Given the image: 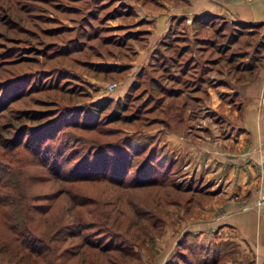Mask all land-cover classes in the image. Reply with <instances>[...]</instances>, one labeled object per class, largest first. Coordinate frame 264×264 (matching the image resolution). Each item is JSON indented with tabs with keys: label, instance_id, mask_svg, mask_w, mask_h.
I'll list each match as a JSON object with an SVG mask.
<instances>
[{
	"label": "rangeland",
	"instance_id": "rangeland-1",
	"mask_svg": "<svg viewBox=\"0 0 264 264\" xmlns=\"http://www.w3.org/2000/svg\"><path fill=\"white\" fill-rule=\"evenodd\" d=\"M194 8L187 0H0V160L9 170L0 171V264H264V224L248 216L252 242L239 235L245 226L208 221L213 199L228 197L226 178H209L205 166L209 144L236 136L244 105L264 120V22L203 12L193 23ZM161 12L177 15L175 25L143 58ZM100 100L96 115L89 103ZM40 124L52 145L42 153L68 167L121 150L126 184L57 180L24 143ZM147 160L151 175L139 170Z\"/></svg>",
	"mask_w": 264,
	"mask_h": 264
},
{
	"label": "crops",
	"instance_id": "crops-1",
	"mask_svg": "<svg viewBox=\"0 0 264 264\" xmlns=\"http://www.w3.org/2000/svg\"><path fill=\"white\" fill-rule=\"evenodd\" d=\"M187 1L189 6L195 7L190 13V16L193 17V19L190 18L193 20V23L194 21L196 22L197 16L203 12L209 13L212 16L215 15L214 17L226 16L232 19V23L235 25L248 23V25H253L251 27H258L261 22H264V0ZM175 16L177 15H174V13L170 14V12L157 14L154 26L151 28L149 34L148 47L145 52L141 51L143 58L155 55L156 45L160 44L170 25H175ZM179 26H181V23L177 24V27ZM143 65L139 64V67ZM258 73H260L258 75L259 79L263 81L264 62L262 69ZM212 105L214 109H219L218 106L220 105L218 102H214ZM242 111V119L236 123L235 138L230 137L224 141L223 139H219L209 144V147L206 149L208 152L207 164H205L206 176L213 179H215L216 175L225 177L224 184L226 183V185L223 193L225 195L227 193L226 196L228 197L216 196L207 214L212 216L208 219L211 224L218 223L216 221L220 220L234 226L235 229L245 226L244 230L247 231L243 230L240 232V237L243 240L254 242V236L252 235L253 227L254 225L256 226V223L253 221L254 218L258 225L264 224V204L257 205L256 203L258 200H261V195H264V120L262 118L259 119V112L255 108L249 111L246 105H244ZM249 112L250 117L248 114L249 118H246L245 115ZM238 115L239 112L235 110V112H232L231 117L233 119L238 118ZM237 150L242 151V154L237 153L239 157L235 153L238 152ZM226 152H230V155H235L236 158H231L230 156L227 158ZM231 192H234L235 195L230 196ZM243 206H247L246 211ZM251 208L257 211L256 214L255 212L249 213ZM217 215L218 217H216ZM248 216H251L253 220ZM247 223L249 224L248 228H246ZM214 239H219V237L214 236Z\"/></svg>",
	"mask_w": 264,
	"mask_h": 264
},
{
	"label": "trees",
	"instance_id": "trees-1",
	"mask_svg": "<svg viewBox=\"0 0 264 264\" xmlns=\"http://www.w3.org/2000/svg\"><path fill=\"white\" fill-rule=\"evenodd\" d=\"M246 24L247 23H242L241 25H246ZM1 98H2V96H1ZM1 98H0V100H1ZM103 102L104 101H102V100L97 101V102H90L89 104H91L90 105L91 111H93L96 115H98L99 110L105 106V105L103 106V104H102ZM1 103H2V101H0V104ZM5 108H3V109H5ZM104 109H106V108H104ZM34 113L35 112H31L29 114H33L35 116L36 114H34ZM28 119L33 120V119H38V118H28ZM46 122L49 123V121H46ZM53 122L54 121L50 122L49 124H54ZM47 125L48 124H40L39 126H36L37 128L32 127V128H34V130L26 131L24 133V135H25L24 137L27 140H25L24 143H25V146H27V148H29L33 154H35V155L38 154L39 162L44 167L49 168V172H51L54 176H57V177H55L57 180H62V182H77V181L79 182L80 180L81 181L82 180H95V181L100 180L101 181V180L109 179V181L113 182V179H117L118 177L123 176L124 170H127L125 168L127 165L129 166V163L124 162L125 157H124V154L121 150H119V152H117V156H115L114 158H113V153L115 154L116 152L115 151H109L111 159L107 158V156L105 154L106 151H96V153L93 154V157L90 155L88 157L86 155H84L83 158L79 159V161L76 160V162H74L73 166H71V167H68L69 164L66 166L67 162L59 154L54 155V157H51L49 154H43L42 150L48 151L52 148V145L47 143L48 135H49L46 132V128L48 127ZM38 131H40V132H38ZM32 132H34L33 133L34 136H33ZM46 134H48V135L46 136ZM47 151L44 153H48ZM139 152L140 151L138 150L137 152H135L137 154H133L132 156L138 155ZM0 158H1V156H0ZM112 160H114V161L111 162ZM1 161H3V159L0 160V171L3 173H7L9 170L7 169V167L6 168L4 167L6 165L4 162H1ZM101 162L104 163V167H102V165H100ZM129 168L130 167H128V170H129ZM90 169L92 171H90ZM87 170H88V172H84ZM139 170L142 172H145V174H147V175L152 174V173H150L151 171L149 170L148 160L143 162V165L140 166ZM98 171L99 172L102 171L101 172L102 175H99V173H96ZM126 173H127V171H126ZM153 173H156V172L154 171ZM118 179H120L121 184H123V185L126 184V183H122L124 181L121 178H118ZM156 181L157 180H155V178H154V180H150V182H156ZM114 182L116 183V180ZM85 245H88V246H90V248H93V249L98 248L97 244L91 243V242H85Z\"/></svg>",
	"mask_w": 264,
	"mask_h": 264
},
{
	"label": "built area",
	"instance_id": "built-area-1",
	"mask_svg": "<svg viewBox=\"0 0 264 264\" xmlns=\"http://www.w3.org/2000/svg\"><path fill=\"white\" fill-rule=\"evenodd\" d=\"M113 86H114V84H111V85H110L111 88H113ZM111 88H110V89H111Z\"/></svg>",
	"mask_w": 264,
	"mask_h": 264
},
{
	"label": "water",
	"instance_id": "water-1",
	"mask_svg": "<svg viewBox=\"0 0 264 264\" xmlns=\"http://www.w3.org/2000/svg\"><path fill=\"white\" fill-rule=\"evenodd\" d=\"M263 107H264V94H263Z\"/></svg>",
	"mask_w": 264,
	"mask_h": 264
}]
</instances>
